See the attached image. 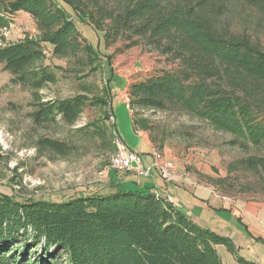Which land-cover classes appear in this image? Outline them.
<instances>
[{
    "label": "trees",
    "instance_id": "obj_1",
    "mask_svg": "<svg viewBox=\"0 0 264 264\" xmlns=\"http://www.w3.org/2000/svg\"><path fill=\"white\" fill-rule=\"evenodd\" d=\"M20 13L38 35L8 42L5 32ZM231 15L252 17L256 31L264 30V0H0V70L30 92L33 125L73 127L85 108L106 106L107 89L94 94L82 85L73 97L44 100L40 92L58 81L46 54L72 65L73 75L90 68L98 52L80 24L99 29L105 43L141 45L172 68L130 83L129 107L183 112L230 135L228 145L256 152L235 164L264 181V46L232 30ZM74 130L68 140L96 139L113 151L119 137L100 120ZM69 142L41 138L37 146L66 157ZM216 246L252 264L235 255L229 238L151 193L94 191L61 202L0 194V264H222Z\"/></svg>",
    "mask_w": 264,
    "mask_h": 264
},
{
    "label": "rangeland",
    "instance_id": "obj_2",
    "mask_svg": "<svg viewBox=\"0 0 264 264\" xmlns=\"http://www.w3.org/2000/svg\"><path fill=\"white\" fill-rule=\"evenodd\" d=\"M252 20V17L237 18L236 15L228 18L232 30L246 31L252 37L260 39L264 46V30L258 28L256 31L257 27H254ZM79 29L98 52L91 69L84 68L82 73L73 75L68 72V67L72 65L53 59L47 53L44 65L55 72L58 81L42 90L40 95L44 100L66 99L79 94L84 85L92 87L94 94L99 89H107V104L100 108H85L73 127H67L61 122L38 127L29 118V114L35 109L30 92L11 85L9 75L0 70V194L24 200L61 202L85 195L86 192L109 194L124 189L122 185L110 186L114 173L117 178H121V173L130 172H119L109 167V159L114 152L112 145L104 148L96 139L90 141L78 136L68 140L74 129L100 120L110 131L114 130L119 135L127 150L140 157L141 166L151 163V149L156 148L167 160L172 161L175 175L178 173L177 168L180 170L181 167L189 177L211 185L232 201L240 204L264 202V181L235 164L246 158L247 153H256L253 149L246 153L228 145V141L232 139L230 135L215 131L206 123L183 112H135L129 107L128 95L123 93L126 83L144 80L158 70L172 68L171 65L166 66L163 58H159L156 53L147 52L141 45L126 50L121 41L105 43L101 31L90 25L80 24ZM37 35L33 20L21 13L15 16L12 26L5 32L8 42L24 37L35 38ZM88 96L91 97V94ZM41 138L70 141L73 148L66 157L53 156L40 151L37 142ZM130 190L137 189L130 186ZM189 208L195 209L190 205L187 206L188 210ZM263 216L260 215L257 219L261 223ZM230 224L233 226L229 227ZM235 224L234 219L229 220V230L243 239L237 245L239 249L234 246L235 255L249 263L258 260V264H264V241L251 240L248 238L249 234L237 230ZM229 230L216 234L229 238ZM221 249L219 253L223 264H239L232 254Z\"/></svg>",
    "mask_w": 264,
    "mask_h": 264
},
{
    "label": "crops",
    "instance_id": "obj_3",
    "mask_svg": "<svg viewBox=\"0 0 264 264\" xmlns=\"http://www.w3.org/2000/svg\"><path fill=\"white\" fill-rule=\"evenodd\" d=\"M128 85L129 82L126 83L123 93L126 92ZM125 107L128 109L126 103ZM149 145L151 146L150 143ZM150 164L142 167L147 169ZM177 172L172 182L164 184L154 169H151L147 175L140 177H137L132 171L121 173V178H117L116 173H114L110 179L112 181L110 186L122 185L127 190H130V186H132L135 190L137 189L136 191L154 194L164 199L166 203L196 225L201 226L202 224L201 227L214 233L229 230L228 221L234 219L237 230H243L245 234L248 233L250 239L264 241V219L262 223L261 220H257L260 215H264V202L253 201L240 204L221 195L211 185L203 184L196 181L194 177H189V174L181 167L180 170L177 168ZM189 205L195 207V209L189 208L188 210L187 206ZM206 214L209 217L205 218L204 215ZM232 226V224L229 225V227ZM229 235V239L239 249L237 245L243 239L241 240L240 236L236 235L233 230H229ZM215 248L223 264L219 249L224 247L216 246ZM251 263L258 264V260Z\"/></svg>",
    "mask_w": 264,
    "mask_h": 264
},
{
    "label": "built area",
    "instance_id": "obj_4",
    "mask_svg": "<svg viewBox=\"0 0 264 264\" xmlns=\"http://www.w3.org/2000/svg\"><path fill=\"white\" fill-rule=\"evenodd\" d=\"M151 156L152 161L150 166L144 169L141 166L140 157L130 150H127L122 140L117 137L114 140V152L109 159V167L119 172L132 171L138 177L147 175L151 169H154L164 183L171 182L174 179L176 171L172 161L167 160L156 148L151 149Z\"/></svg>",
    "mask_w": 264,
    "mask_h": 264
}]
</instances>
